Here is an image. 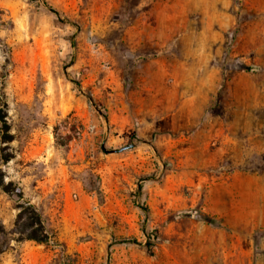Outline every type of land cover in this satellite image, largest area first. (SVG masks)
I'll list each match as a JSON object with an SVG mask.
<instances>
[{"label": "rangeland", "instance_id": "obj_1", "mask_svg": "<svg viewBox=\"0 0 264 264\" xmlns=\"http://www.w3.org/2000/svg\"><path fill=\"white\" fill-rule=\"evenodd\" d=\"M0 114V264H264V0H0Z\"/></svg>", "mask_w": 264, "mask_h": 264}, {"label": "trees", "instance_id": "obj_2", "mask_svg": "<svg viewBox=\"0 0 264 264\" xmlns=\"http://www.w3.org/2000/svg\"><path fill=\"white\" fill-rule=\"evenodd\" d=\"M0 122L4 125V128L6 129L7 127L5 126V122L1 114H0ZM55 139L59 145L61 146L64 145V142H58V138L56 136ZM2 160L7 161L8 158L5 157ZM11 186H12L11 182H8L7 184H3L2 178L0 177V188L4 193L7 194L10 193ZM15 196L18 201V204L16 205L18 212L16 215L14 228L12 232L18 235L16 241L19 243L23 241H34L38 244H47L49 241H52V239L54 240L55 239L54 234H52L47 230L38 209L35 206L30 205L29 202L27 201L22 202L23 195L20 192V190L16 191ZM180 215H191V213L184 212L181 213Z\"/></svg>", "mask_w": 264, "mask_h": 264}]
</instances>
